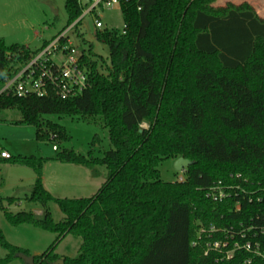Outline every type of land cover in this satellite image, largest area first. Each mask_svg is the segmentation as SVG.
<instances>
[{
	"label": "trees",
	"instance_id": "trees-1",
	"mask_svg": "<svg viewBox=\"0 0 264 264\" xmlns=\"http://www.w3.org/2000/svg\"><path fill=\"white\" fill-rule=\"evenodd\" d=\"M215 1L129 0L122 7L125 33H96L109 49L107 74L98 70L91 58L93 45L77 29L78 39L89 46L84 58L91 69L90 88L83 95L66 101L54 96L0 98V111L17 109L24 123L38 128L44 115L100 125L108 130L112 146L100 159L66 149L56 157L91 170L94 177L99 167L106 168V182L90 198L53 197L43 185V158L0 159L34 170L28 200L43 209L38 217L2 208L7 221L57 235L48 251L34 256V264H244L250 257L241 251L234 260L217 263L214 253L205 256L202 246H192L198 223L233 227L246 235L237 236L241 244L259 241L264 248V237L256 239L248 231L261 225L257 214H264V204L245 201L234 212L232 201L215 204L206 197L214 183H232L231 176L238 174L264 185V19L248 3L214 8ZM65 9L70 26L82 8L78 0H66ZM35 52L7 47L0 38V83L16 63L9 55L23 61ZM48 128L47 137L67 138L61 127L50 123ZM98 140L95 136L93 146ZM181 157L193 162L183 170L184 182L161 180V162ZM50 203L64 214L61 221L53 219ZM68 235L82 240L77 258L54 253ZM0 245L9 252L0 264L31 256L7 242L1 231Z\"/></svg>",
	"mask_w": 264,
	"mask_h": 264
},
{
	"label": "rangeland",
	"instance_id": "rangeland-1",
	"mask_svg": "<svg viewBox=\"0 0 264 264\" xmlns=\"http://www.w3.org/2000/svg\"><path fill=\"white\" fill-rule=\"evenodd\" d=\"M250 1V2H248ZM258 1V0H257ZM264 4V0H260ZM255 0H216L214 8L226 7L232 4L236 7L244 3L252 5ZM259 2V1H258ZM66 0H0V38L7 47L14 45L24 46L30 50H38L44 41H50L54 36L66 32L71 26L65 9ZM256 11V9L254 8ZM93 18L87 17L78 26V32L83 39L93 45L92 60L98 63V70L107 74L111 68L108 46L96 38L97 30ZM104 27L108 30L123 32L125 29L124 15L121 7L106 10L101 14ZM69 35L75 44L89 50L76 38L73 31ZM55 124L65 131V140H51L52 136L48 125ZM143 128H148L146 124ZM99 140L93 146V140ZM57 146L58 151L53 147ZM112 148L109 132L100 125L91 124L80 117L44 115L41 126L26 124L17 109L0 111V150L8 152L12 157L23 156L43 158L44 188L53 196L60 199L90 198L98 193L106 182L107 170L99 167V176L94 177L92 171L79 165L57 161L58 153L63 150L74 151L78 155L88 157L92 153L94 158L100 159L104 153ZM176 160L170 158L159 165L161 180L175 182L185 180L183 171L175 168ZM36 174L32 168L0 162V231L11 245L28 250L31 256H40L54 244L57 235L37 229L31 225H11L2 208L12 214L20 212L32 213L41 217L38 211L43 209L29 202ZM8 198L16 199L9 203ZM48 209L55 220L59 222L64 214L55 203H50ZM82 240L79 237L68 235L55 246V254L61 258H77ZM9 252L0 245V260L8 257ZM8 264H24L21 259H15Z\"/></svg>",
	"mask_w": 264,
	"mask_h": 264
},
{
	"label": "built area",
	"instance_id": "built-area-1",
	"mask_svg": "<svg viewBox=\"0 0 264 264\" xmlns=\"http://www.w3.org/2000/svg\"><path fill=\"white\" fill-rule=\"evenodd\" d=\"M129 0H78L82 8L81 16L72 24L69 30L54 36L50 41H44L41 48L30 55L26 60H18L16 54L9 55L14 59L13 72L0 83V98L12 95L17 98L54 96L66 101L77 98L90 88L91 69L85 61L84 55L89 56V50L79 47L69 35L73 31L78 38V26L87 17H92L95 29L103 31L101 14L115 7H122ZM140 2L141 0H136ZM140 10V7H139ZM77 25V27H76ZM113 31V30H111ZM122 33H125V29ZM51 140L55 141V136ZM58 151V147H53ZM12 156L0 150V159H10ZM232 183L219 181L206 190L207 199L215 204L232 201V211L240 212L243 202L264 204V185H254L248 179L238 174L231 176ZM184 182V179L178 180ZM261 225L248 228L254 231V238L264 237V214H257ZM253 221V219H251ZM237 236L246 238L245 233L236 232L233 227L219 228L217 226H204L198 223L196 239L192 246L204 248V255L214 253L217 263L230 262L235 259L238 252L245 251L250 257L244 264H252L255 260H264V248L259 241H247L241 244Z\"/></svg>",
	"mask_w": 264,
	"mask_h": 264
},
{
	"label": "water",
	"instance_id": "water-1",
	"mask_svg": "<svg viewBox=\"0 0 264 264\" xmlns=\"http://www.w3.org/2000/svg\"><path fill=\"white\" fill-rule=\"evenodd\" d=\"M88 0H84V4H87ZM193 162L185 159V158H178L175 162V168L177 171L181 172L184 169L188 168L190 165H192ZM20 258L24 260L26 264H34V257L33 256H25V255H20ZM53 264H64L63 260H58L54 262Z\"/></svg>",
	"mask_w": 264,
	"mask_h": 264
},
{
	"label": "crops",
	"instance_id": "crops-1",
	"mask_svg": "<svg viewBox=\"0 0 264 264\" xmlns=\"http://www.w3.org/2000/svg\"><path fill=\"white\" fill-rule=\"evenodd\" d=\"M231 1V0H229ZM256 2H253V6L254 8L256 9V12L257 14L259 15V17L263 18L264 19V4L262 3V1L260 0H255ZM250 2V1H248ZM251 3V2H250ZM42 212L41 211H38V214L40 215ZM34 257V256H33Z\"/></svg>",
	"mask_w": 264,
	"mask_h": 264
}]
</instances>
